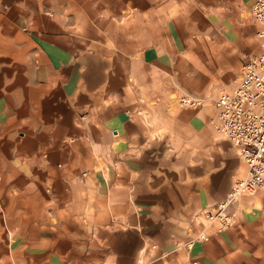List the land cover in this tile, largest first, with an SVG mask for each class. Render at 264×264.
Returning <instances> with one entry per match:
<instances>
[{"label": "crops", "instance_id": "crops-1", "mask_svg": "<svg viewBox=\"0 0 264 264\" xmlns=\"http://www.w3.org/2000/svg\"><path fill=\"white\" fill-rule=\"evenodd\" d=\"M251 5L0 0V264H264V193L203 219L246 174L214 102Z\"/></svg>", "mask_w": 264, "mask_h": 264}, {"label": "built area", "instance_id": "built-area-1", "mask_svg": "<svg viewBox=\"0 0 264 264\" xmlns=\"http://www.w3.org/2000/svg\"><path fill=\"white\" fill-rule=\"evenodd\" d=\"M252 15L260 24V54L243 68L237 88L222 94L215 102L216 132L236 150L247 164L246 178L235 182L218 212L222 227L230 226L228 205L242 195L264 192V0H253ZM214 219L213 216L210 217Z\"/></svg>", "mask_w": 264, "mask_h": 264}, {"label": "bare ground", "instance_id": "bare-ground-1", "mask_svg": "<svg viewBox=\"0 0 264 264\" xmlns=\"http://www.w3.org/2000/svg\"><path fill=\"white\" fill-rule=\"evenodd\" d=\"M251 2H252V5H251V11H252V7H253V0H251ZM251 14H252V12H251ZM253 16V15H252ZM254 18V17H253ZM255 20V19H254ZM259 24V23H258ZM260 28H261V26H260V24H259V31H258V33H257V36H258V38H259V32H260ZM259 41H260V39H259ZM260 52H261V48H260ZM254 59H251L247 64H245L244 66H243V68L244 67H246L247 65H249L252 61H253ZM242 72H243V69H242ZM242 77H243V75L241 76V78H240V80H239V82H238V84L240 83V81L242 80ZM238 84H237V86H238ZM237 86H236V88H237ZM235 88V89H236ZM234 89V90H235ZM233 90V91H234ZM233 91H231V92H233ZM231 92H229V94L231 93ZM189 103V102H188ZM216 108V107H215ZM216 114H217V110H216ZM216 122H218V120H217V118H215L214 119V124L216 123ZM234 147V146H233ZM235 153H236V150H235ZM237 156V155H236ZM237 158L238 159H240L238 156H237ZM241 160V159H240ZM242 161V160H241ZM243 162V161H242ZM244 163V162H243ZM244 166H245V168H246V172H248V167H247V164L246 163H244ZM246 175L247 174H245V177L243 178V179H245L246 178ZM243 179H241V180H243ZM237 181H239V180H237ZM237 181H235V182H237ZM234 182V183H235ZM233 183V184H234ZM232 184V185H233ZM232 187V186H231ZM259 192H261V191H259ZM262 193H264V192H262ZM256 194V193H255ZM254 195V194H253ZM242 196H252V195H242ZM240 198V197H239ZM226 199V198H225ZM223 200V201H221V202H219L217 205H216V207L214 208V210H205L204 212H203V219L208 223V224H215L216 226H217V228H218V230L219 231H223V230H226V229H228V228H230L233 224H234V217H233V215L229 212V208H231L234 204H236L237 202H238V200H234L232 203H230L229 205H228V210L226 211V214L227 215H229L230 217H231V221H232V223H231V225L230 226H227V227H222L221 226V224H220V220H219V218H218V212H221L222 211V208H221V206L223 205V203L226 201V200ZM211 216H213L214 217V219L213 220H211L210 219V217Z\"/></svg>", "mask_w": 264, "mask_h": 264}]
</instances>
